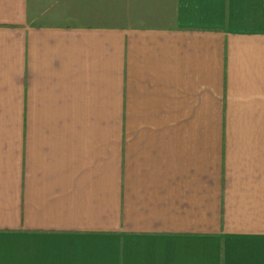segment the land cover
<instances>
[{
    "label": "crops",
    "instance_id": "1",
    "mask_svg": "<svg viewBox=\"0 0 264 264\" xmlns=\"http://www.w3.org/2000/svg\"><path fill=\"white\" fill-rule=\"evenodd\" d=\"M0 264H264V0H0Z\"/></svg>",
    "mask_w": 264,
    "mask_h": 264
},
{
    "label": "rangeland",
    "instance_id": "2",
    "mask_svg": "<svg viewBox=\"0 0 264 264\" xmlns=\"http://www.w3.org/2000/svg\"><path fill=\"white\" fill-rule=\"evenodd\" d=\"M115 14H116L117 16H119V14H121V11H119L118 9H115Z\"/></svg>",
    "mask_w": 264,
    "mask_h": 264
}]
</instances>
